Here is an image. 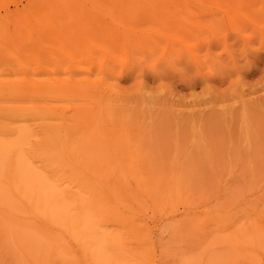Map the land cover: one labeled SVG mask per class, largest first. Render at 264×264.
<instances>
[{"label":"rangeland","instance_id":"374dc122","mask_svg":"<svg viewBox=\"0 0 264 264\" xmlns=\"http://www.w3.org/2000/svg\"><path fill=\"white\" fill-rule=\"evenodd\" d=\"M73 69L106 100L99 153L132 196L104 190L152 240L103 264H230L235 231L264 236V0H0V93L44 98ZM44 223L0 205V264H93L73 241L58 258Z\"/></svg>","mask_w":264,"mask_h":264},{"label":"bare ground","instance_id":"6f19581e","mask_svg":"<svg viewBox=\"0 0 264 264\" xmlns=\"http://www.w3.org/2000/svg\"><path fill=\"white\" fill-rule=\"evenodd\" d=\"M69 71L67 82L48 88L44 98L24 97L15 86H5L0 93L6 95L0 97V205L5 211L27 213L32 223L43 220L41 231L43 228L53 240L50 250L62 248L56 251L58 258L70 260L69 242L73 241L80 256L93 264H103L105 247L122 254L124 245L133 246L136 254L146 259L152 248L150 234L136 222L127 201L114 202L104 190L110 176H116L107 187L113 194L123 191L132 196L124 189V177L111 170L100 154L107 142L102 138L103 132L107 133L103 120L112 118L101 120L100 113L108 116L109 107L98 87L87 78L77 77L80 71ZM76 99L80 101L75 103ZM119 152H114L112 160L136 161L134 152L127 156ZM133 165L127 164L128 168ZM137 183L140 185L139 180ZM252 208L259 210L254 205ZM108 224L115 229L110 231ZM248 226L251 230L255 224ZM259 228L252 230L262 232ZM252 230L233 234L236 253L230 255V264L264 258V240L260 241L264 236L261 239Z\"/></svg>","mask_w":264,"mask_h":264},{"label":"clouds","instance_id":"9594fccd","mask_svg":"<svg viewBox=\"0 0 264 264\" xmlns=\"http://www.w3.org/2000/svg\"><path fill=\"white\" fill-rule=\"evenodd\" d=\"M181 54L179 55H173L172 57H170L167 62L170 64V65H174L175 64V61L179 59ZM210 59H211V54H210ZM159 63V62H158ZM157 63V64H158ZM157 64L155 65V67L157 66Z\"/></svg>","mask_w":264,"mask_h":264}]
</instances>
